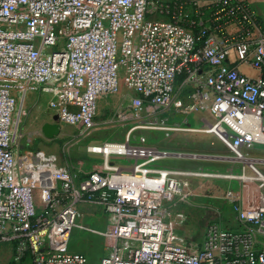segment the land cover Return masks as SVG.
I'll return each instance as SVG.
<instances>
[{"label": "built area", "instance_id": "obj_1", "mask_svg": "<svg viewBox=\"0 0 264 264\" xmlns=\"http://www.w3.org/2000/svg\"><path fill=\"white\" fill-rule=\"evenodd\" d=\"M263 1L0 0V242L15 263L29 254L28 264H88L68 249L87 202L107 217L95 231L108 249L98 264H264V172L248 153L264 147V23L253 5ZM38 87L59 122L89 128L99 99L118 93L129 101L109 113L137 122L123 140L88 147L99 168L34 187L20 176L17 148L27 94ZM171 107L212 114L210 133L241 167L231 175L239 197L225 195L240 229L212 221L200 236L184 232L176 198L189 172L131 136L182 130L152 116Z\"/></svg>", "mask_w": 264, "mask_h": 264}, {"label": "rangeland", "instance_id": "obj_2", "mask_svg": "<svg viewBox=\"0 0 264 264\" xmlns=\"http://www.w3.org/2000/svg\"><path fill=\"white\" fill-rule=\"evenodd\" d=\"M262 15L264 23V1L253 2ZM180 82H176L177 95L185 92L180 90ZM52 98L40 87L28 93L24 103L23 114L18 126L19 142L17 148L18 170L22 179L34 187L47 186L56 179L64 177L66 172H76L82 164L85 173L100 167V158L88 152V147L106 140L121 141L126 137L129 128L137 121L135 119L119 120L109 111L119 105H126L129 94H111L100 98L94 124L82 129L65 122H60L61 131L52 139L46 138L41 132L45 122H51L56 114ZM185 103L189 101L185 98ZM152 116L164 119L166 125H178L182 130L165 131L152 129H134L131 136L142 135L148 144L169 153L197 155L194 157H169L163 165L188 171L187 185L182 194L176 198L187 216L184 232L201 235L208 222L215 221L226 230L240 229L242 226L236 220L234 204L226 200V192L232 191L237 199L240 193V182L237 179L224 176H207L194 174L197 172L237 175L240 164L226 158V148L217 137L207 129L213 122V116L207 108H197L195 111L168 108L151 109ZM254 147L250 151L252 157H264ZM227 156L229 152L227 151ZM83 175L84 172L78 173ZM58 176V177H56ZM37 179L39 185L30 182ZM107 217L101 209L91 203H81L77 227H74L68 238V249L82 251L87 255L88 264H98L101 256L108 251L103 237L95 231L105 229ZM230 225V226H229ZM8 242H0V264H5L3 253Z\"/></svg>", "mask_w": 264, "mask_h": 264}, {"label": "water", "instance_id": "obj_3", "mask_svg": "<svg viewBox=\"0 0 264 264\" xmlns=\"http://www.w3.org/2000/svg\"><path fill=\"white\" fill-rule=\"evenodd\" d=\"M61 131V125L60 122L58 121V116L57 114H54L52 117V121L51 122H45L42 126H41V132L42 134L48 138V139H52L55 136H57ZM167 156L168 157H194L197 158V155H188V154H182V153H169L167 152Z\"/></svg>", "mask_w": 264, "mask_h": 264}, {"label": "crops", "instance_id": "obj_4", "mask_svg": "<svg viewBox=\"0 0 264 264\" xmlns=\"http://www.w3.org/2000/svg\"><path fill=\"white\" fill-rule=\"evenodd\" d=\"M27 97H28V94H27ZM27 97H26V99H27ZM252 149H254V148H252ZM251 149V150H252ZM256 150H257V152L258 153H260V154H263L264 155V147H262V146H257V148H255ZM250 150V151H251ZM250 151L248 152L249 153V155H250ZM227 150H226V158H228L229 157V159H231L233 162H235L232 158H231V156H227ZM91 155H93V154H91ZM93 156H95V155H93ZM169 158V157H168ZM253 158H255V160H256V164H257V166L264 172V157H253ZM166 160V159H165ZM164 160V161H165ZM237 163V162H236ZM239 164V163H238ZM76 171H79V172H86V170H84V168L82 167V164H79L78 166H77V168H76ZM32 181H34V180H32ZM236 220H237V218H236ZM237 222H238V220H237ZM230 226V225H229ZM5 253H3V257H4V261H5V264H9L10 263V259H11V254H12V248H11V245L9 244V243H6V245H5Z\"/></svg>", "mask_w": 264, "mask_h": 264}, {"label": "trees", "instance_id": "obj_5", "mask_svg": "<svg viewBox=\"0 0 264 264\" xmlns=\"http://www.w3.org/2000/svg\"><path fill=\"white\" fill-rule=\"evenodd\" d=\"M180 80V78H179ZM30 255L27 254L19 263H15L12 258L10 259V263L9 264H28L29 260H30Z\"/></svg>", "mask_w": 264, "mask_h": 264}, {"label": "bare ground", "instance_id": "obj_6", "mask_svg": "<svg viewBox=\"0 0 264 264\" xmlns=\"http://www.w3.org/2000/svg\"><path fill=\"white\" fill-rule=\"evenodd\" d=\"M211 126H209L210 128ZM209 128L207 129L208 132H210ZM194 174H200V175H207V176H224V177H227V178H232L231 174H228V175H220V174H208V173H201V172H197V173H194Z\"/></svg>", "mask_w": 264, "mask_h": 264}]
</instances>
